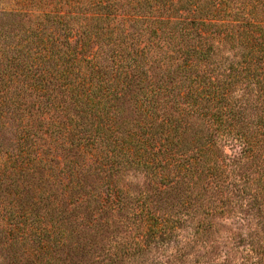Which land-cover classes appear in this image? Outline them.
I'll use <instances>...</instances> for the list:
<instances>
[{
    "label": "trees",
    "instance_id": "obj_1",
    "mask_svg": "<svg viewBox=\"0 0 264 264\" xmlns=\"http://www.w3.org/2000/svg\"><path fill=\"white\" fill-rule=\"evenodd\" d=\"M79 3L15 63L0 264H264V0Z\"/></svg>",
    "mask_w": 264,
    "mask_h": 264
},
{
    "label": "rangeland",
    "instance_id": "obj_2",
    "mask_svg": "<svg viewBox=\"0 0 264 264\" xmlns=\"http://www.w3.org/2000/svg\"><path fill=\"white\" fill-rule=\"evenodd\" d=\"M79 1L71 0V5H80ZM47 5H54V0H0V101L6 102L5 106L0 105V168L5 154L13 152L17 147L18 137L25 128L33 132L41 129L32 119H29V114L26 112L33 97H29L26 90L28 89L27 79L21 80L15 77L18 71L15 63L19 58L26 61L39 51L37 43H32L30 28L35 26V15L46 10ZM39 46L41 47V44ZM225 53H228V49ZM17 101V104H20L18 111L14 110ZM258 176L261 179L252 189L263 193L264 175ZM132 180L141 182L142 178L138 176ZM38 189H34L31 194L35 195ZM27 192L29 194V191ZM6 193L7 190L0 196V201L2 200L3 203H6L8 198L16 197L11 191H8L10 197H7ZM2 213L3 211L0 212V219L3 220L5 212ZM228 223L229 220H226V224ZM240 257V253L236 255V262L241 261ZM217 259L221 261L219 256Z\"/></svg>",
    "mask_w": 264,
    "mask_h": 264
}]
</instances>
